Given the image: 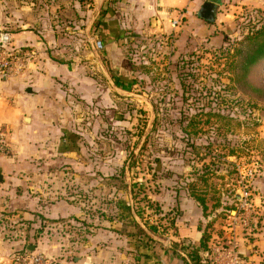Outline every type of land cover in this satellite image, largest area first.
Segmentation results:
<instances>
[{"label":"rangeland","instance_id":"rangeland-1","mask_svg":"<svg viewBox=\"0 0 264 264\" xmlns=\"http://www.w3.org/2000/svg\"><path fill=\"white\" fill-rule=\"evenodd\" d=\"M120 7L112 6V13L121 12ZM101 9L98 0H37L29 5L20 0H0V18H37L34 30L41 31L38 34L42 37L48 30L51 35L58 32L67 37L63 42L68 43L62 45L71 52L87 50L97 19L93 26L85 19L100 18ZM263 25L264 5L245 7L237 17L227 18L225 27L205 36H182L180 26L168 34L170 40L148 33L129 47L126 43L122 51L137 78L132 89L136 100L120 103L118 125L104 123L101 113V130L94 146L92 125L87 124V117L82 121L86 131L84 158L101 163L97 172L102 177L100 219H96V227L107 229L102 217H117L128 204L152 233L166 240L155 239L163 245L152 246L161 264H178L184 258L194 264L197 253L203 256L204 264L243 263L238 237H252L264 221V59L243 66L242 53L248 48L247 37ZM22 26L28 28L18 22L6 24L12 32ZM77 39L84 41L79 40L78 48ZM48 43L50 51L56 50ZM101 57L97 50L96 58L104 62ZM125 115L132 122L129 127L124 124L128 121ZM194 187L205 196L208 206L204 210L201 205L209 220L200 227L209 237L205 256L198 244L182 236L192 229L183 226L185 212L176 206L164 209L160 202L147 198L163 191L183 196ZM174 215L182 235L169 220ZM118 220L125 223L120 232L128 237V264L151 263L152 257L146 259L136 248L146 249L147 240L137 234L134 222L130 218ZM40 230L37 235L42 240L54 237L59 245L52 247V241L43 244L44 254L60 247L63 253L66 246L59 239L63 234L68 250H72L68 261L79 262L80 258L75 260L79 251L72 242L87 232L58 231L52 235ZM32 240L37 243L36 238Z\"/></svg>","mask_w":264,"mask_h":264},{"label":"crops","instance_id":"crops-1","mask_svg":"<svg viewBox=\"0 0 264 264\" xmlns=\"http://www.w3.org/2000/svg\"><path fill=\"white\" fill-rule=\"evenodd\" d=\"M34 1L37 0H20L28 5ZM104 1L98 0L101 8ZM204 5L205 0H121L112 5L121 6V12L116 10L105 18L101 31L94 29L91 44L82 52L66 50L62 43H68L63 42L67 37L58 32L51 35L48 30L47 36H40L41 31L34 30L39 23L37 18H0V41L33 52L24 70L0 80V123L10 131L9 151L0 154V264H7L27 241L28 246H36L35 252H42L47 242L52 241V247L59 246L54 237L42 240L37 235L40 228L52 235L58 231L87 232L82 239L72 242L79 251L76 264H117V260L119 264L123 260L122 264H128V237L120 232L125 223L118 217L103 216L107 229L96 227L95 221L100 219L102 177L97 172L101 171V163L84 158L83 117L92 125L94 146L102 117L104 123L118 125L116 120L122 117L120 103L136 100L132 89L137 78L122 51L126 43L129 47L136 38L148 33L156 38L174 33L180 26L174 27L172 20L179 18L180 12L185 18L180 29L182 36H205L225 27L227 18L237 17L243 8L264 5V0H222L216 7V16L211 17L215 20L206 19L208 11ZM96 19L99 18L84 21L93 26ZM10 22L27 24L28 28L8 31L6 24ZM47 38L51 40L47 42L49 48L54 46L56 50L47 48ZM79 40L82 39H77V48ZM95 40L104 43L103 49H96ZM97 50L104 62L96 58ZM123 118L128 119V115ZM131 123L128 119L124 124L129 127ZM149 197L164 209L176 206L184 211L183 226L192 228L187 236L199 244L203 233L200 227L209 220L194 197L165 191ZM42 218L46 220L43 228ZM59 239L66 246L63 253L60 247L47 254L54 256L58 264H72L68 261L72 250L67 248V237L61 234ZM237 242L242 264H264V221L252 237L239 236ZM184 260L192 264L188 258ZM184 260L178 264H186Z\"/></svg>","mask_w":264,"mask_h":264},{"label":"trees","instance_id":"trees-1","mask_svg":"<svg viewBox=\"0 0 264 264\" xmlns=\"http://www.w3.org/2000/svg\"><path fill=\"white\" fill-rule=\"evenodd\" d=\"M119 1H121V0H105L104 1V5L100 11L101 17L95 23V29L97 31L102 30L105 18H109L111 16V14L113 12L111 5H113ZM247 38L249 40L248 48L244 53H242V65L243 66L253 65V64L260 62L261 60L264 59V25L261 26L260 28L256 29V31L253 32L252 35L247 37ZM237 75H239V73H237ZM190 191H191L189 193L190 196L194 197L200 203V205L203 206L204 210H207L208 206H207V201H206L205 196H203L202 194H199L195 190V187L193 188V190H190ZM117 217H118V219H121V220L124 218H130V220L134 222V227L137 229V231H138L137 234L140 235V238L141 239L144 238L147 240L146 245H145L147 247L146 249H143L142 246H139V245L136 246L138 252L141 253L142 255H144L146 257V259H149L150 257H152L151 263H148V261H147L146 264H161V260L158 256H156V252L152 250V246L163 245V244L156 241L155 239H153L150 235H148L146 233V231L143 228H141L139 226V224L136 222V220H135V218L131 212V206L127 204V207L125 208V210L122 209L118 213ZM169 220L171 221V224L176 229V231L177 232L179 231L178 234L182 235L183 232L181 233V229L179 228L178 224L176 223V216L175 215L171 216V218H169ZM45 221L46 220L44 218L41 219L40 227L43 228L44 226H46ZM182 236L184 239L188 238V236L185 234ZM208 242H209V237L206 234V230L203 229L201 240L197 246L200 250L205 252L209 249ZM27 246H28V241L26 242L23 249L19 250L17 252L19 253V252L27 251L28 250ZM188 247L190 248L191 246H188ZM184 249H186V248H184ZM202 257L203 256H201L197 253V255L193 258L194 259L193 263L194 264H204V261H203L204 259ZM185 261H187V260H185ZM187 263H188V261L186 262V264Z\"/></svg>","mask_w":264,"mask_h":264},{"label":"built area","instance_id":"built-area-1","mask_svg":"<svg viewBox=\"0 0 264 264\" xmlns=\"http://www.w3.org/2000/svg\"><path fill=\"white\" fill-rule=\"evenodd\" d=\"M182 16L183 14L180 12V17L172 20L174 27L182 26L184 23V18H182ZM158 39L170 40L171 37L168 34H164ZM103 47L104 43L101 40H97L96 48L102 49ZM32 56L33 52L31 51L7 47L4 43L0 42V80H5L14 74H18L21 70H24ZM9 135V129L0 123V154L9 151ZM7 264H58V261L55 257L46 255L43 252H30L27 250L12 254Z\"/></svg>","mask_w":264,"mask_h":264},{"label":"water","instance_id":"water-1","mask_svg":"<svg viewBox=\"0 0 264 264\" xmlns=\"http://www.w3.org/2000/svg\"><path fill=\"white\" fill-rule=\"evenodd\" d=\"M222 3V0H205V5L204 7H206L208 14H207V18L208 20H215L216 18H211V17H215L216 16V7ZM3 41L6 40V37L2 38ZM132 213L136 219V221L139 223V225L146 231V233L148 235H150L151 237H153L154 239L160 241V242H166L165 239L155 235L154 233H152L147 226L145 225V223H143L137 216V214L135 213L134 209H132ZM28 251L33 252L36 249L35 245H30L27 247Z\"/></svg>","mask_w":264,"mask_h":264}]
</instances>
